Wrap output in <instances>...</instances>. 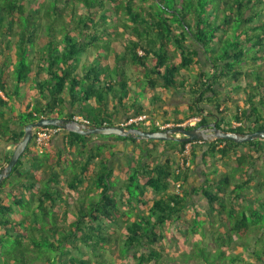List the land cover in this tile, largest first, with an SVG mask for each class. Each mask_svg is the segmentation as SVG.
Instances as JSON below:
<instances>
[{"label": "trees", "instance_id": "1", "mask_svg": "<svg viewBox=\"0 0 264 264\" xmlns=\"http://www.w3.org/2000/svg\"><path fill=\"white\" fill-rule=\"evenodd\" d=\"M0 58V143L20 142L27 125L59 114L70 120L81 115L94 127L117 125L120 114H149L165 123L202 119L186 129L217 120L229 132L264 130V0H0ZM193 67L194 81L184 74ZM132 68L141 71L138 79ZM30 83L37 93L34 109L17 115L13 100ZM143 87L163 92L151 96L147 107L140 100ZM240 90L245 107L233 115L229 108L220 111ZM169 93L190 99L186 111L174 109V119L155 108L171 105L163 97ZM62 134L81 163L64 150L54 152V139L42 155L32 140L0 186V264H116L105 255L118 242L109 228L115 224L124 229L121 259L166 264L167 225L185 235L190 223L182 221L184 211L195 207L194 222L202 202L226 231L211 246L207 235L203 245L192 240L193 258L264 264V139L202 142L192 147L191 166L183 169L186 146L198 140L170 142L160 153L161 141L142 146L117 136L135 146L121 184L114 166L120 151L107 154L101 151L107 144L89 141L92 136ZM12 152L0 162V173ZM201 160L211 170L204 179L197 176ZM219 167L227 169L217 176ZM198 230L195 225L193 236ZM237 243L243 252L227 255ZM224 256L228 260L220 263Z\"/></svg>", "mask_w": 264, "mask_h": 264}, {"label": "rangeland", "instance_id": "2", "mask_svg": "<svg viewBox=\"0 0 264 264\" xmlns=\"http://www.w3.org/2000/svg\"><path fill=\"white\" fill-rule=\"evenodd\" d=\"M171 53L173 54L172 51H171ZM140 54L142 55V53H140ZM88 59H89V57H84L83 61L86 62ZM176 60L177 61L179 60V56L176 57ZM0 64H2V59L1 58H0ZM150 66H151V64H150ZM245 69L246 68H244V70ZM129 72L130 73L132 72L134 74V78H135V76H137V79H138V76L142 75L140 70H137V69H134V68H132L131 71H129ZM184 74H185V76L190 77L192 79V81H194V79H196L197 74H198V67H193L190 71L184 72ZM10 82H11V86L14 87L15 83H13L12 80ZM142 83H144V81H142ZM29 85H31V83L26 85L25 87H22V90H21V93H20V97L18 99H14L13 100L14 101V104H13V106H14L13 109L14 110L13 111L17 115L20 114L21 111H22L23 112L22 115L25 116L26 115V109H28V108H30V110L34 109V105H35L36 101L33 98H36L37 93H35L33 90H31L30 92L27 91ZM23 88H24L25 91L23 90ZM134 88L135 89L136 88L139 89L138 85L134 86ZM190 88H191V85L187 86L188 90ZM142 91H146V92H142ZM141 92L143 93V95L140 96V100L144 101L143 104L148 107V105H149L148 104V100H150V97L155 95V94L163 92V90L162 89H158L156 92H154V91H151L150 89H145L143 87V88H141ZM243 93L244 92L242 90H240L239 91V95H238L239 97L238 96H237L238 98L234 97V99L232 101H230L226 105L222 106L220 111L222 109L229 108L228 113L230 115H233L238 110V107H242V108L245 107L244 94ZM14 98H15V96H14ZM182 101H184V103L181 104L180 108H182V109H184V111H186L187 108H188V102L189 101L188 100H184V99H182ZM173 111H174V109H171L169 111L170 112V114L168 115L169 119H174L175 118L174 115H172ZM147 115L149 116V114H147ZM216 115H219V114H216ZM59 116H60V114L57 115V117H59ZM79 116H81V115H79ZM75 117H74V120H75ZM150 117H151V119H154V117L152 115H150ZM27 118L28 117H25V119H27ZM175 123H178V122H175ZM139 127H141L143 130H149L147 128V126H144L143 124H141ZM157 128L158 127L152 125V127L150 129L157 130ZM116 137L117 136H92L89 139V141H91V142L95 141L97 143V145H98V140L100 142H102V139H110V140L113 139V141H114L113 143L114 144L112 146L106 145L107 146L106 148L102 147V149H101L102 152H106L108 154V153H111V151H114V149H116L119 146V145H117L118 144V139ZM140 142L142 143V146H146V144H148L147 142H143V141H140ZM167 142L158 143L159 152L160 153H163V151H165L166 148H169L168 145H170L169 143L171 141H167ZM95 148H97V147H95ZM14 150H15V146L12 145V150H10V154H11L12 151L14 152ZM63 150H64V154H68L69 155L68 158H70V160H75V161H77L79 163L82 162V159L79 158V154L77 152V150H78L77 148H75L74 150H70V151H67V149H63ZM127 151H128V149H127ZM247 151L248 150H243V152H247ZM137 154L138 153H136V155L132 156V158L137 159V157H138ZM117 156L118 157H122V153L118 154ZM210 159H209V162H210ZM127 161H128V156L125 159H123V161L121 162V163H124V165H122L120 162L118 163V160H117V163L114 164V166L116 168V171H117L115 177L120 181L121 184L125 183V181H126V177L123 175V173L121 171L124 170L125 166H126L125 167L126 171L129 169V167L127 165V163H128ZM199 162H200V166L198 168L199 175H197V176L200 179H204V177L202 175L203 172H207V171L210 172L211 170H210L209 167L205 166L204 163H202V160L199 161ZM134 163H135L134 166L137 167L138 166L137 161L134 162ZM131 165H133V164H131ZM98 166H99V163H98ZM139 167L140 166H138V168ZM95 169H97V167ZM226 169H227L226 167L225 168L224 167H219L218 168L219 172H218L217 176H220ZM66 181H67V179L64 180V182H66ZM201 183H202V181H200V184ZM63 189L65 191H70L66 184H64ZM172 189L175 191V184L173 185ZM96 194H98V193H96ZM245 194L246 195H251L253 193L251 192V190L247 189V192ZM72 198H75V197L72 196ZM75 200H76V198H75ZM34 204H36V203H34ZM201 205L197 206L199 208V210L202 212L201 213V217L198 218V220L196 219L194 222H193V218H194L195 215L193 213V210H194L195 207H187L186 210L184 211L185 213H183V216H182L183 220L182 221L190 223V224H187V231L185 232V235H180L178 233L176 225H174V227H173V224H170V223L167 225V229H169V230H167V233L165 231V233L168 234L169 237L166 238L165 247H167L166 250H167V253L170 254V258L167 259L168 261H167L166 264H205L204 262H202V260H200L198 258H196V259L193 258L192 255H193V252H194V248L192 246L191 241L196 239V241L203 242L202 243V245H203L204 244V240H205L206 235H207V239H206L205 243H208L211 246V245L214 244L213 239H214L215 236H217V233L219 234L218 236H222V234L225 233L226 228L224 227L223 224H220L219 219L216 217V218H214L212 220V217H211L210 213H208V211H207L208 210L207 203L202 202ZM203 205L206 206V208H207V209L205 208L206 211L202 209ZM123 220L125 221V219H123ZM195 225L199 226V230H198V233L195 236H193V231L192 230H193V227ZM109 228H110V231H111L110 233L113 235L114 239L118 240L117 243L116 242L113 243L114 253L111 252L112 250H109V251L105 252V255L108 257L109 261H111L113 259V260H116L115 261L116 264H134L133 261H130V260L129 261H124L119 256V250H120L121 245H122V238H123V233H124L123 226L115 224V225H110ZM175 228H176V230H174ZM208 229H211V230H208ZM210 231H211V233H210ZM213 231H216V232H213ZM174 233H175L176 237L171 238L172 235H174ZM190 237H192L191 240H190ZM209 248L207 249L208 252L210 250L211 251L214 250V249H212L213 247H209ZM241 252H243V249L241 247V243H237V245H235L230 251L227 250L226 254L227 255H231V256H236L237 254H240ZM216 256H218L217 253H216ZM226 260H228V257L224 256V258L222 260H220V263H222V262L225 263ZM194 261H195V263H194Z\"/></svg>", "mask_w": 264, "mask_h": 264}, {"label": "water", "instance_id": "3", "mask_svg": "<svg viewBox=\"0 0 264 264\" xmlns=\"http://www.w3.org/2000/svg\"><path fill=\"white\" fill-rule=\"evenodd\" d=\"M44 127H59L64 131L76 133L81 136H120L129 137L138 141H161V142H190L204 141L214 142L217 140L233 141L238 144L264 139V130L254 133H235L217 127L216 123L208 126H200L194 129L174 128L165 131H144L138 128L125 129L122 126L94 127L75 120L60 117H46L25 127V134L20 142L13 143L15 150L7 166L0 173V186L3 181L9 178L14 167L19 163L21 157L30 146L34 130Z\"/></svg>", "mask_w": 264, "mask_h": 264}, {"label": "built area", "instance_id": "4", "mask_svg": "<svg viewBox=\"0 0 264 264\" xmlns=\"http://www.w3.org/2000/svg\"><path fill=\"white\" fill-rule=\"evenodd\" d=\"M200 117H194L189 120L175 123L174 121L171 123H165L164 120L154 118L151 119L147 114L139 115V116H131L126 119L124 122H120L118 126H122L125 129L138 128L141 124L147 126L148 129L152 127V125L158 127L161 131L174 129V128H185L186 127H196L201 122ZM75 121L84 123L86 125H90L89 121L86 120L82 116H76ZM105 126H108L105 124ZM62 132L61 128L58 127H45L40 128L35 131L34 134V144L33 150L39 153H43L46 147L49 146L50 142L53 140L55 136ZM202 144V141H198L195 143H189L186 146L185 152L182 154L184 159L180 161V166L185 169L191 166V151L192 147L195 145ZM177 191L180 192L181 184H177Z\"/></svg>", "mask_w": 264, "mask_h": 264}, {"label": "crops", "instance_id": "5", "mask_svg": "<svg viewBox=\"0 0 264 264\" xmlns=\"http://www.w3.org/2000/svg\"><path fill=\"white\" fill-rule=\"evenodd\" d=\"M23 90H24V88H23ZM27 91H29V92L31 91V90H29V87H28ZM166 95H163V97L165 99H166V97H167V99L169 98V102L171 103V105L166 106V105H163V104H156L155 108H156V112L157 113L158 112H163V111H165V109H167L168 111H170L171 109H176V108H178L179 110L184 111V109L180 108L181 107V104L184 103V101H182V99L188 100V101L190 100L189 97H187V96L184 95V93H181V94H172V93H169L168 96H166ZM2 96H4V95L2 94ZM4 98L6 100H8L5 96H4ZM148 104H149V102H148ZM188 106H189V102H188ZM66 111H68L69 113L71 112L70 109H66ZM118 118H119V120H121V122H124L126 120L125 119L126 117L123 116V114H120L118 116ZM158 118L161 119V120H164V117L163 116H159ZM12 129L13 130L18 129V126L17 125H13L12 126ZM18 130L20 131V129H18ZM113 142H114L113 139H111V140L110 139H102V142H100L98 140V143H100V144H107V145L109 144V146H112L114 144ZM95 144H97V143L95 142ZM95 144H93V145L95 146ZM117 145H119V146L116 149H117V151H120V153H122V157H118L117 156V159H115V163H117V160H118V163L119 162L121 163L123 161V159H125L127 156L129 157L130 154L133 153L135 146L134 145H128V146H126V144L121 143V142H118ZM89 146H90V148H93L92 144L89 145ZM52 148L56 152L59 151V150L66 149L65 144H64V137H63V134L62 133L59 134L58 136H56L54 138ZM127 149H128L129 152L127 151ZM10 150H12V143L6 144V143L1 142V144H0V162H2V164H4L6 162L7 156L10 155ZM121 164L124 165V163H121ZM202 209L203 210H206L205 207H203Z\"/></svg>", "mask_w": 264, "mask_h": 264}, {"label": "clouds", "instance_id": "6", "mask_svg": "<svg viewBox=\"0 0 264 264\" xmlns=\"http://www.w3.org/2000/svg\"><path fill=\"white\" fill-rule=\"evenodd\" d=\"M42 118H46V117H42ZM42 118H41V119H42ZM83 124H84V123H83ZM116 126H118V125H116ZM44 128H45V127H44ZM58 128H59V127H58ZM38 129H40V128H38ZM36 130H37V129L34 130V134H35V131H36ZM61 133H62V132H61ZM61 133H60V134H61ZM58 135H59V134H58ZM58 135H57V136H58ZM55 137H56V136H55ZM55 137H54V138H55ZM54 138H53V139H54ZM33 140H34V136H33ZM202 142H204V141H202ZM31 147L33 148L32 145H31ZM41 154H42V153H41ZM12 155H13V154H12ZM5 167H6V166H5ZM0 169H1V168H0ZM178 193H179V192H178ZM205 208H206V207H205ZM206 209H207V208H206ZM205 211H206V210H205Z\"/></svg>", "mask_w": 264, "mask_h": 264}, {"label": "flooded vegetation", "instance_id": "7", "mask_svg": "<svg viewBox=\"0 0 264 264\" xmlns=\"http://www.w3.org/2000/svg\"><path fill=\"white\" fill-rule=\"evenodd\" d=\"M212 123H216L217 124V120L216 121H212L210 124H212ZM210 124H208V125H210ZM201 126H203V125H201Z\"/></svg>", "mask_w": 264, "mask_h": 264}]
</instances>
